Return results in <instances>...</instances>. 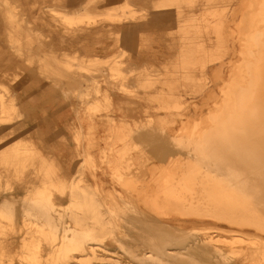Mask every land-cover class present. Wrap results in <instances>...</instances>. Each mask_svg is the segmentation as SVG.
<instances>
[{"label": "bare ground", "instance_id": "6f19581e", "mask_svg": "<svg viewBox=\"0 0 264 264\" xmlns=\"http://www.w3.org/2000/svg\"><path fill=\"white\" fill-rule=\"evenodd\" d=\"M99 1L87 0V6L93 8ZM19 2L15 7L10 0H0V44H7L23 63L37 65L39 73L29 75L33 78L27 76L22 82L23 75H19L17 92L22 95L44 88L35 75L51 79L62 88L66 76L68 80L73 76L76 82H85L87 74L94 79L92 72L104 61L97 53L109 51L97 45L100 31L107 25H122L120 34L110 38L137 56L148 50L146 46L152 39L148 25L135 23L136 14L129 10L128 0L122 7L128 12L122 15L116 13L117 9L101 13L87 6L82 11L60 13L51 0ZM181 2L153 3V19L161 24L166 17L176 18L180 23ZM249 6L254 4L250 2ZM187 19L185 31L206 59L200 67L205 75L212 58L204 42L208 27ZM251 19L252 26L242 37L254 43L257 50L249 51L250 59L243 64L246 69H240L247 75L238 71L240 75L232 80L221 113L212 118L220 125L201 138L199 135V139L192 134L190 142L196 144V151L184 162L159 166L152 159L133 155L130 139L134 131L120 125L110 127V145L100 148L98 101L87 103L86 115L78 117L80 123L74 131L77 156L66 158L63 155L67 153L60 155L55 148L46 154V145L28 146L19 137L36 127H49L50 118L45 114L48 110H32L29 97L18 99L7 85L0 86V195L3 190L17 187L26 192L21 201L4 198L0 203V264H105L107 260L116 264H264V29L260 20L255 23ZM220 29L216 23L214 32L223 41ZM61 41L70 52L56 49ZM125 54L121 52L120 56ZM53 62L59 66L53 68ZM108 63L107 71L101 72L103 77L108 74L102 101L109 110L114 107L117 90L122 94L131 91L129 74L136 70L131 62ZM165 68L157 73L159 79L139 77L135 87L172 80L175 64ZM12 69L17 75L21 67L18 64ZM144 69V73L150 71ZM96 84L93 81L92 87L99 93ZM79 98L83 99L82 94ZM215 98L213 93L211 99ZM55 119L64 128L69 126V120ZM41 133L31 136L39 139ZM158 145L157 149L164 148V142ZM25 152L38 155L40 169L26 173L20 168ZM88 174L94 178L107 175L111 181L99 179L88 184ZM104 184L126 187L123 191L114 187L107 191ZM187 224L213 226L200 233H187ZM134 229L135 236H131ZM224 230L238 236L226 241L220 236ZM250 230L255 233L252 237L247 233Z\"/></svg>", "mask_w": 264, "mask_h": 264}, {"label": "rangeland", "instance_id": "374dc122", "mask_svg": "<svg viewBox=\"0 0 264 264\" xmlns=\"http://www.w3.org/2000/svg\"><path fill=\"white\" fill-rule=\"evenodd\" d=\"M10 1L15 7L20 3L19 0ZM158 1L160 0H128L129 10L136 14L135 23L141 22L143 26L148 25L149 32L152 34V39L146 46L148 50L142 56L134 55L123 44H114L111 38L117 33L120 34L122 25L119 28H115L117 25H107L101 29L99 35L101 40H99L97 45H99L98 49L101 50L104 46L109 51L97 53L99 57L104 58V61L99 65L97 71L94 70L92 72L91 76L94 79L89 78L88 74H85L87 78L85 82H83L84 80L76 82L73 76L69 80L66 76V78L63 77L62 81L65 82L62 84L64 85L62 88V86L51 79H43L42 76L35 75V79L39 83L44 84V88H47L43 90L45 95L42 98L46 108L51 112L53 110H63L67 118L63 120H69V126L57 129L55 123L50 121L49 127V124L44 128L38 129L36 127L30 133L21 135L19 139L23 144L28 146L32 144L46 145L48 149H44V153L48 154L55 148L58 149L56 153L61 155L62 152H65L67 154L63 156H69L74 159L77 156L78 146V139L74 136V131L80 123L78 117L86 115L87 103L98 101L101 111L98 113L99 118L96 123L98 127L97 142L100 148H107L110 145V140L108 139L110 127L113 128L115 125H120L124 126L125 130L134 131L130 139L131 144L134 145H132L133 155L136 154L152 159L155 161L153 164L164 166L167 162H184L190 153L193 154L196 151V144L190 142L192 134L196 138L200 135L199 138H201L203 133L214 129L217 124L220 125V123L214 122L212 118L218 115L224 107L227 91L230 89L232 80L238 77L240 73L247 75L244 72H240V69H246V65L243 64L250 59L249 51L257 50V48L254 43L246 41L242 35L246 34L252 26L253 19L251 18H254L255 23L260 20V27L264 29V0H182L180 9L183 18L181 22L178 23L176 18H167L165 16L166 19L161 24L153 19V15L156 13L153 9V3ZM125 2L126 0H100L92 8L90 5L87 6V0H51V4L55 5L56 11L68 14L82 11L87 6L92 12L102 13L108 9H117L116 13L122 15L124 12H128V9H122L126 5ZM250 2L254 4L253 7L249 6ZM261 4L263 5L262 12ZM17 11L21 15V9L18 8ZM212 11L216 12V15H213ZM24 18L29 19L27 16ZM44 19H48V16H45ZM186 19L187 21L192 20L203 23L208 27L204 42L208 52L212 54V58L211 62L206 66L205 75L201 72L200 67L206 59L200 55L194 46L195 42L187 35L189 33L187 32L188 30L185 31L184 20ZM206 19L208 23H204ZM216 23L220 25L223 41L218 40L214 32ZM124 24L128 25L129 23ZM31 26L33 29L34 23H31ZM47 40L48 42L50 41L49 39ZM3 44H0L3 49V55L0 56V86L5 84L7 88L9 87L8 89L12 92L14 91L13 93L18 96V99L20 97L25 98V96L23 97L22 94L17 92V84L20 80L19 75H23L24 79L22 82L27 80V76L33 78V76L29 75L39 73H37V65L27 62L23 63V60L11 53L7 44ZM220 44L223 46L217 49ZM56 49L59 52H63L66 49L69 52L71 51L63 41L57 43ZM124 51H126V54L120 56V53ZM40 56L42 55L40 54ZM111 61L123 63L124 65H129L131 62L133 69L136 71L129 74L130 83L133 85L131 91L122 94L117 90L114 93V107L108 110L104 101H102L108 74L103 77L101 70L107 71L109 68L108 62ZM170 62L176 66L172 80L169 78L165 82L146 83L145 87H135L139 77L143 78L141 80L147 79L148 76H152L151 78L154 80L159 79L157 78V73L162 68L171 66ZM18 64L21 70L15 75L12 68H17ZM51 66L56 68L59 65L53 62ZM144 68L150 71H145L144 73ZM106 71L103 73L106 74ZM93 81L100 86L99 93L92 87ZM213 93L216 95L215 100L211 99ZM81 94L83 99L79 98ZM32 109L35 110L33 107ZM106 116L111 117L113 122ZM23 120H26V118H23ZM34 122L39 124L38 120H34ZM14 123L16 124V122ZM18 132H22V128ZM34 132H42L39 139L31 136ZM42 138H44V141ZM159 142H164V148L157 149ZM135 146L137 147L136 150ZM22 157L24 158L20 161L25 167H19L24 168L23 170L26 173L40 169L41 164L39 162L41 161L37 154L25 152ZM99 179L105 183L111 181V177L107 175L94 178L88 174L86 178L88 184H93L95 180ZM112 187L118 191H123L122 188L126 186L104 184V188H107V191H110ZM25 196V190L20 189V187L15 190H3L0 195V203L4 198H8L10 201L15 199L21 201ZM18 206H20V203H18ZM133 224L135 226V220ZM187 226V233L196 231L200 233L206 227L213 225L192 226L187 224ZM223 228L229 229L225 225H223ZM247 233L250 234L249 237L255 235L253 230ZM130 235L135 236V229L130 231ZM261 235L264 237V232ZM182 236H184V233ZM220 236L223 239H228L226 241H230L238 234L224 230ZM126 260L128 259H124V261ZM107 261L105 264H116Z\"/></svg>", "mask_w": 264, "mask_h": 264}, {"label": "crops", "instance_id": "0c3cea01", "mask_svg": "<svg viewBox=\"0 0 264 264\" xmlns=\"http://www.w3.org/2000/svg\"><path fill=\"white\" fill-rule=\"evenodd\" d=\"M47 88H44L42 89V91H38V92H33L32 95L31 94H25V95H22L23 97L25 96V99H27L28 97V102L31 103V109L32 107L35 108V111H41V110H48V113L45 112V114L48 115V117L50 118V121L55 123V126H58V127H63L61 124H60V121L56 120L55 118H62V120L64 118H66V115L65 113L63 112V110H58V111H49V109L46 108L45 104L43 103L44 102V99L43 96L45 95V92H43V90H45ZM33 110V109H32ZM64 122V121H63Z\"/></svg>", "mask_w": 264, "mask_h": 264}]
</instances>
